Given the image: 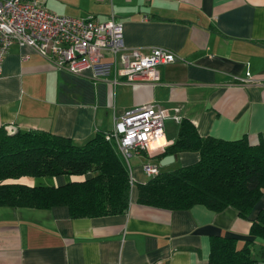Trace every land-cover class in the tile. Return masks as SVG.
Returning a JSON list of instances; mask_svg holds the SVG:
<instances>
[{"label":"crops","instance_id":"crops-1","mask_svg":"<svg viewBox=\"0 0 264 264\" xmlns=\"http://www.w3.org/2000/svg\"><path fill=\"white\" fill-rule=\"evenodd\" d=\"M43 1L61 16L113 19L122 25L126 49L147 54L162 47L176 61L159 68L156 86L112 85L107 83L112 75L106 82L91 79L90 71L83 77L61 73L26 48L9 49L1 65L0 128L42 131L82 144L146 104L165 110L166 118L164 134L150 152L134 154L133 164H126L131 183L126 213L70 219L65 207H0V264H207L210 237H234L237 248L251 241L249 227L264 207V195L247 220L230 207L220 213L202 206L168 211L139 205L136 196L137 186L149 179L143 164L171 172L198 161L197 153L185 152L161 165L172 156L165 148L176 140L181 119L202 138L245 136L251 145L264 144V0ZM85 178L17 182L58 187ZM251 247L264 252L258 240Z\"/></svg>","mask_w":264,"mask_h":264},{"label":"trees","instance_id":"trees-1","mask_svg":"<svg viewBox=\"0 0 264 264\" xmlns=\"http://www.w3.org/2000/svg\"><path fill=\"white\" fill-rule=\"evenodd\" d=\"M110 132H97L82 144L42 131L0 128V207L50 210L65 207L70 219L99 218L127 212L130 172ZM195 152L196 163L159 172L137 186L139 205L168 211L195 206L220 213L226 208L247 220L264 195V144L251 145L244 136L225 141L202 138L181 119L177 138L166 155ZM85 177L58 187L27 186L20 178ZM248 238L237 248L234 237H210L207 264H261L251 245L264 243V207L251 222ZM253 239V240H252Z\"/></svg>","mask_w":264,"mask_h":264},{"label":"built area","instance_id":"built-area-1","mask_svg":"<svg viewBox=\"0 0 264 264\" xmlns=\"http://www.w3.org/2000/svg\"><path fill=\"white\" fill-rule=\"evenodd\" d=\"M23 47L46 60L58 72L133 86L159 84V68L176 61L168 49L156 47L144 54L123 44L122 25L113 19L99 22L93 17L75 19L50 12L43 0H0V76L4 57L12 46ZM107 55L110 56V60ZM27 56L23 57V61ZM239 84L253 83L236 79ZM165 110L153 104L127 111L115 119L113 130L105 135L113 141L128 165L134 154L149 153L151 145L164 134ZM176 120H179L175 117ZM149 178L158 168L143 164Z\"/></svg>","mask_w":264,"mask_h":264},{"label":"rangeland","instance_id":"rangeland-1","mask_svg":"<svg viewBox=\"0 0 264 264\" xmlns=\"http://www.w3.org/2000/svg\"><path fill=\"white\" fill-rule=\"evenodd\" d=\"M133 161H134L133 159L130 160V164L131 163L133 164ZM26 178H28V179H35V178H31V177H26ZM252 256L254 258H256L257 260L261 261V264H264V252H263L262 249H260L258 247L254 248V252L252 250Z\"/></svg>","mask_w":264,"mask_h":264},{"label":"water","instance_id":"water-1","mask_svg":"<svg viewBox=\"0 0 264 264\" xmlns=\"http://www.w3.org/2000/svg\"><path fill=\"white\" fill-rule=\"evenodd\" d=\"M175 159V156L172 155V156H168V157H165L162 161H161V165H166L169 161L171 160H174Z\"/></svg>","mask_w":264,"mask_h":264},{"label":"bare ground","instance_id":"bare-ground-1","mask_svg":"<svg viewBox=\"0 0 264 264\" xmlns=\"http://www.w3.org/2000/svg\"><path fill=\"white\" fill-rule=\"evenodd\" d=\"M164 141L162 140V138H160V140H159V143L161 144V143H163ZM155 143V142H154Z\"/></svg>","mask_w":264,"mask_h":264}]
</instances>
